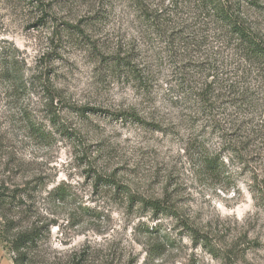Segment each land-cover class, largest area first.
Here are the masks:
<instances>
[{
	"label": "rangeland",
	"instance_id": "rangeland-1",
	"mask_svg": "<svg viewBox=\"0 0 264 264\" xmlns=\"http://www.w3.org/2000/svg\"><path fill=\"white\" fill-rule=\"evenodd\" d=\"M197 5L0 0V185L35 187L20 198L24 220L49 225L51 261L86 250L93 264H264V87L257 79L243 101L228 87L241 63L210 44ZM158 9L173 15L155 31ZM247 13L264 35V9ZM55 188L64 201H52ZM129 195L172 208L213 252ZM11 258L0 241V264Z\"/></svg>",
	"mask_w": 264,
	"mask_h": 264
},
{
	"label": "trees",
	"instance_id": "trees-1",
	"mask_svg": "<svg viewBox=\"0 0 264 264\" xmlns=\"http://www.w3.org/2000/svg\"><path fill=\"white\" fill-rule=\"evenodd\" d=\"M198 6L203 11L201 20L209 26V38L212 39L210 44L212 45L214 42L225 44L226 56H223L227 60H231L229 58L230 53L242 64H239V66L236 64L238 69H241L240 66L242 67L241 75L237 77L235 84H231L228 87L234 91L239 90L238 96L240 101H243L251 92L253 94L257 79H259L262 88L264 87V35L247 13L250 8L259 12H262L264 8L259 4L258 0H198ZM155 13L157 15L154 14L153 21H150L151 29L160 31L164 26L171 23L169 17L173 15L172 11L168 14L167 11L158 9ZM151 16L152 14L141 10V19L144 21H149ZM117 63V66L121 64ZM123 65L126 67V63ZM252 74H256V76L250 80V83L246 86L239 84L243 82L239 81V79L242 77L251 78ZM217 76V73H213L212 78L215 79ZM220 82L223 85L222 79H220ZM213 83L214 81L206 83L203 89H199V93L196 95L198 98L200 97L201 101H205L210 95L209 92ZM187 90L192 91L191 89ZM93 112L98 111L93 110ZM130 117L133 120H138L132 115ZM204 166L212 171L216 170V159L204 158ZM117 188L119 187L117 186ZM35 190V187L32 189L27 187L23 191H18V188L9 190L3 184L0 185V241L4 244V248L12 254V264H63L60 259L55 258L51 261L42 253V234L43 230L49 232V225L41 227L38 226L37 222L29 223L24 220L30 210L29 206L25 205L20 198H23L30 191L34 194ZM50 196L53 199L52 201H64L67 194L61 188H55L50 192ZM129 200L142 204L143 209L151 212L154 218L162 215L175 218L177 222L179 221L177 224L180 228L187 230L188 236L193 241L198 240L203 247L209 248L210 252H213L214 249L210 246L207 237L199 234L188 221H180V217L176 212L166 204L158 200L141 199L132 195H129ZM51 225L53 226L55 223H51ZM146 232L154 233L155 231ZM173 247V242L168 237H164L163 250ZM160 249L159 245L154 246L152 252L154 254L161 253ZM227 260L228 264H236L230 258ZM92 261L93 256L88 251L82 250L75 258L71 259L70 264H93Z\"/></svg>",
	"mask_w": 264,
	"mask_h": 264
}]
</instances>
